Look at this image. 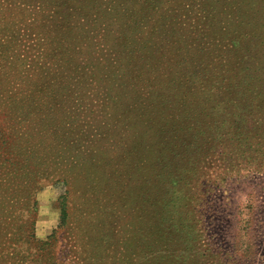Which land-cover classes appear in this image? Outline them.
<instances>
[{
	"label": "rangeland",
	"instance_id": "obj_1",
	"mask_svg": "<svg viewBox=\"0 0 264 264\" xmlns=\"http://www.w3.org/2000/svg\"><path fill=\"white\" fill-rule=\"evenodd\" d=\"M63 1L36 0L22 17L20 76L35 77L26 85L39 97L38 134L56 139L46 142L45 161L16 155L17 163L0 138L1 178L19 209L13 263L264 264V89L254 94L264 85V0H221L203 21L195 0H157L165 21L177 15L159 30L166 35L156 33L159 12L133 28L129 11L146 0H75L69 16ZM201 22L205 57L243 67L214 85L211 99L200 97L201 85L187 97L183 85L204 54ZM123 32L128 48L153 36L161 51L137 77L117 43ZM188 46L198 56L179 71L176 48ZM24 104L28 112L30 99ZM26 126L19 142L34 149Z\"/></svg>",
	"mask_w": 264,
	"mask_h": 264
},
{
	"label": "trees",
	"instance_id": "obj_2",
	"mask_svg": "<svg viewBox=\"0 0 264 264\" xmlns=\"http://www.w3.org/2000/svg\"><path fill=\"white\" fill-rule=\"evenodd\" d=\"M36 0H0V138L4 139L8 142V146L11 148L10 154L12 158L16 160V155L20 157L24 162H29L36 159V161H40L42 159L45 161L47 159L45 147L46 142L50 140H55L56 137L51 136L48 133L38 134V128H40V123L36 120V112L37 107L39 105V97L35 92V87H31L26 85L29 82L35 83V77L31 78V80H24V77H21L20 71H24L22 68L23 60H21L17 54L20 43H19V34L21 31V23L24 12H26L32 6V3L36 5ZM54 1V0H50ZM62 1V0H58ZM75 0H64L62 5L65 7L62 9L65 15H70L74 11L71 5H74L72 2ZM78 2H87L93 7L97 4V0H77ZM157 0H146L145 3L139 5L137 8H133L134 10L129 11V20L133 24V28H135L136 24L141 23V19L149 14H157L160 13L157 19H162L158 24L156 33L160 35H166L168 33H161L159 30H163V23L165 22V26L170 27L171 23L176 20L177 15L168 16L166 21L164 20V15L167 13L166 9L160 10L154 6ZM221 0H195V8L196 15L200 21L205 19L206 15L210 14L211 11H215L217 9V3H220ZM57 0H55L56 4ZM72 3V4H71ZM157 10V11H153ZM247 13V10H245ZM67 16V17H68ZM154 23V22H153ZM150 25V29H152V25ZM202 22L199 24V32L200 35L198 37L199 42L203 46L204 54L196 61V66L194 65L183 77H186L183 85L190 84V91L187 94L188 96L193 95V92L196 91V86L201 85V88L204 90L200 93V97H206V95L214 97L212 93H216L217 89L220 87H215L213 91L214 85L219 82L229 81L234 77H239L240 74L238 70L242 72V66L238 65L230 66L228 61H219L215 62L213 56L208 54V59L205 57L206 49L205 45H203V32L202 26H200ZM244 25V21L238 23V27ZM68 31L71 32L70 29L66 27ZM228 31V28L226 29ZM127 31V30H126ZM249 38L251 41L259 40L257 32L249 31ZM153 36L139 38L138 40H132V48H128L129 38L125 35V32L121 33V37L118 38V42L121 44V47L128 49V53L132 56V68L134 69V77H137L139 71L141 69V62H149L151 60H155L156 56L160 54V50L154 44ZM135 39V38H130ZM168 46V45H167ZM166 46V47H167ZM215 54H220V59H223L224 51L221 49H216ZM189 46L187 48L181 47L176 48V52H178L177 61L180 63L178 66L179 71L183 70V66L191 63L192 58H196L198 56L197 53H189ZM249 62H244L242 65H245ZM255 65V64H253ZM187 69V68H186ZM196 70V71H195ZM195 72V73H194ZM223 75V76H221ZM252 78L254 79L256 75L251 73ZM229 78V79H228ZM184 79V78H183ZM242 83V79L240 78V82H237L239 85ZM229 85V84H228ZM264 85L258 87L257 90H254L255 96H260V92ZM264 91V90H263ZM207 93V94H206ZM186 96L184 95L183 98ZM264 98V96H262ZM29 98L31 101L29 111H26L24 101ZM184 100V99H183ZM182 100V102H183ZM41 101V100H40ZM252 101V100H251ZM211 110H215V108H211ZM218 110L216 111V113ZM159 115V114H157ZM23 123H26V133L29 134L30 144L35 146L34 149L28 147L27 150L21 146L17 132L23 128ZM35 136V137H33ZM41 146V149L38 150V147ZM56 149L53 148V152ZM1 157V156H0ZM7 161V160H6ZM40 165L38 164V167ZM4 167L3 164H0V264H14L12 260V256H15V253H9V250L14 249L13 247H18V238L15 240L12 239V235L10 234V228L13 225L14 221L17 220L16 213L18 209V202L15 200L16 192L14 187L9 188L8 182L1 178L4 173L1 170ZM62 170H60L61 172ZM6 175L13 177L14 183L18 184L20 180L18 177H15L11 172H5ZM64 183H68L67 178H64ZM69 195V191L67 190L65 194L60 198V213L62 223H65L66 214H67V197ZM35 208V204L33 203L31 209ZM33 221L31 220V228L33 226ZM20 242V241H19ZM30 242H34V236L31 234L30 240H21V243L24 245H28ZM43 246V243H39ZM105 245H108L106 242ZM86 247V245H85ZM8 248V252L6 253V249ZM88 255V254H86ZM9 256V257H8Z\"/></svg>",
	"mask_w": 264,
	"mask_h": 264
}]
</instances>
